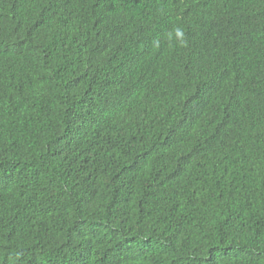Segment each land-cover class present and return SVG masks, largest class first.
<instances>
[{"label":"trees","instance_id":"16d2710c","mask_svg":"<svg viewBox=\"0 0 264 264\" xmlns=\"http://www.w3.org/2000/svg\"><path fill=\"white\" fill-rule=\"evenodd\" d=\"M0 264H264V0H0Z\"/></svg>","mask_w":264,"mask_h":264},{"label":"clouds","instance_id":"9594fccd","mask_svg":"<svg viewBox=\"0 0 264 264\" xmlns=\"http://www.w3.org/2000/svg\"><path fill=\"white\" fill-rule=\"evenodd\" d=\"M177 34H178V35H182V32L178 29V30H177Z\"/></svg>","mask_w":264,"mask_h":264}]
</instances>
